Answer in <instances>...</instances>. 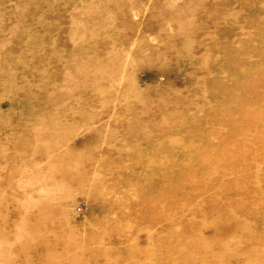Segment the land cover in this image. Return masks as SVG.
<instances>
[{"label":"rangeland","instance_id":"374dc122","mask_svg":"<svg viewBox=\"0 0 264 264\" xmlns=\"http://www.w3.org/2000/svg\"><path fill=\"white\" fill-rule=\"evenodd\" d=\"M115 238L264 264V0H0V262Z\"/></svg>","mask_w":264,"mask_h":264},{"label":"bare ground","instance_id":"6f19581e","mask_svg":"<svg viewBox=\"0 0 264 264\" xmlns=\"http://www.w3.org/2000/svg\"><path fill=\"white\" fill-rule=\"evenodd\" d=\"M119 240L120 238H115L114 241L103 245L104 250L99 255L91 252L86 256L81 254L79 257H70L67 251L54 259L44 254L58 250V243H43L44 245L22 243L21 249L16 254H11L10 263L0 264H132L135 260L140 261L146 257V249L136 252L134 246L122 248L119 246L121 243Z\"/></svg>","mask_w":264,"mask_h":264}]
</instances>
